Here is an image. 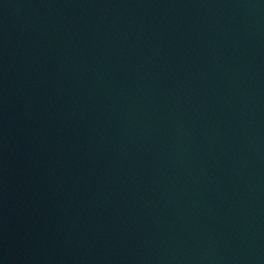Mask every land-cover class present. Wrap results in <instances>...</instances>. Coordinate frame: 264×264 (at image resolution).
<instances>
[{
    "label": "water",
    "instance_id": "water-1",
    "mask_svg": "<svg viewBox=\"0 0 264 264\" xmlns=\"http://www.w3.org/2000/svg\"><path fill=\"white\" fill-rule=\"evenodd\" d=\"M0 264H264V0H0Z\"/></svg>",
    "mask_w": 264,
    "mask_h": 264
}]
</instances>
